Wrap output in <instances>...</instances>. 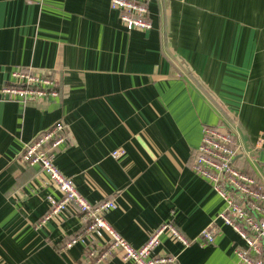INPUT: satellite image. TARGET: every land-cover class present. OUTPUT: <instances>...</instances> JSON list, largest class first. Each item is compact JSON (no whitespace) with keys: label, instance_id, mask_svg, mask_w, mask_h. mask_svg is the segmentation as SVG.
<instances>
[{"label":"crops","instance_id":"obj_1","mask_svg":"<svg viewBox=\"0 0 264 264\" xmlns=\"http://www.w3.org/2000/svg\"><path fill=\"white\" fill-rule=\"evenodd\" d=\"M149 16L151 30L127 31L109 0H0V264L89 262L85 243L62 249L82 230L74 206L38 226L61 194L19 160L58 121L56 167L88 202L115 201L105 220L131 246L170 222L192 244L165 233L156 254L235 264L244 242L189 167L202 128L221 126L239 145L234 167L264 190V0H151ZM15 69L53 79L58 97L5 100ZM212 222L214 242L200 243ZM101 264L132 262L113 254Z\"/></svg>","mask_w":264,"mask_h":264},{"label":"built area","instance_id":"obj_2","mask_svg":"<svg viewBox=\"0 0 264 264\" xmlns=\"http://www.w3.org/2000/svg\"><path fill=\"white\" fill-rule=\"evenodd\" d=\"M151 0H109V8L118 15L121 26L127 31L147 32L152 28L149 16ZM12 85L1 89L5 100H49L57 98V82L44 75L15 69L11 72ZM65 128L61 121L25 144L19 154L20 162L40 168L50 184L56 186L61 196L51 200L50 210L39 221L44 224L67 206L76 208L82 230L70 238L62 249L68 250L79 242L88 245V264H101L113 254L132 264H175L170 255L156 254L160 237L168 234L174 241L189 247L192 241L170 222L162 224L138 248L131 246L105 220V214L116 208L115 201L105 198L99 203L88 202L76 189L73 179L63 175L55 165V152L66 142ZM233 133L214 126H204L200 143L190 164V170L207 181L223 200V209L216 219L229 226L244 240L243 247H236L235 264H264V190L255 179L232 165L239 151ZM123 149L112 152L113 158L123 154ZM103 233L108 240L101 242L95 235ZM218 234L216 223L205 227L198 236L202 244H211Z\"/></svg>","mask_w":264,"mask_h":264},{"label":"trees","instance_id":"obj_3","mask_svg":"<svg viewBox=\"0 0 264 264\" xmlns=\"http://www.w3.org/2000/svg\"><path fill=\"white\" fill-rule=\"evenodd\" d=\"M206 95H207L209 101L212 103V101H211V97H210L207 93H206ZM216 127L224 128V127H221V126H216ZM234 141L236 142L235 138H234ZM232 165L235 166V162H234V161L232 162ZM241 171H242V170H241ZM243 172H244V171H243ZM250 176H251V175H250ZM251 177H252V176H251Z\"/></svg>","mask_w":264,"mask_h":264},{"label":"rangeland","instance_id":"obj_4","mask_svg":"<svg viewBox=\"0 0 264 264\" xmlns=\"http://www.w3.org/2000/svg\"><path fill=\"white\" fill-rule=\"evenodd\" d=\"M242 240V239H241ZM241 242H244V240H242Z\"/></svg>","mask_w":264,"mask_h":264}]
</instances>
